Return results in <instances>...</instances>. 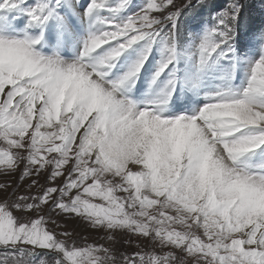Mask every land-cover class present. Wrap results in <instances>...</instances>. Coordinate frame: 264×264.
Returning a JSON list of instances; mask_svg holds the SVG:
<instances>
[{
    "label": "snow or ice",
    "instance_id": "obj_1",
    "mask_svg": "<svg viewBox=\"0 0 264 264\" xmlns=\"http://www.w3.org/2000/svg\"><path fill=\"white\" fill-rule=\"evenodd\" d=\"M0 264H264V0H0Z\"/></svg>",
    "mask_w": 264,
    "mask_h": 264
},
{
    "label": "rangeland",
    "instance_id": "obj_2",
    "mask_svg": "<svg viewBox=\"0 0 264 264\" xmlns=\"http://www.w3.org/2000/svg\"><path fill=\"white\" fill-rule=\"evenodd\" d=\"M86 234V233H85ZM133 249H129V251H132Z\"/></svg>",
    "mask_w": 264,
    "mask_h": 264
}]
</instances>
